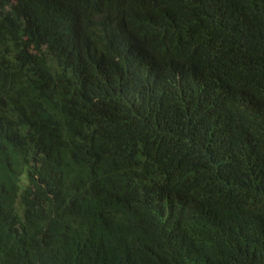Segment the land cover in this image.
Here are the masks:
<instances>
[{"label":"trees","instance_id":"16d2710c","mask_svg":"<svg viewBox=\"0 0 264 264\" xmlns=\"http://www.w3.org/2000/svg\"><path fill=\"white\" fill-rule=\"evenodd\" d=\"M0 8V264H264V0Z\"/></svg>","mask_w":264,"mask_h":264},{"label":"rangeland","instance_id":"374dc122","mask_svg":"<svg viewBox=\"0 0 264 264\" xmlns=\"http://www.w3.org/2000/svg\"><path fill=\"white\" fill-rule=\"evenodd\" d=\"M219 174L221 175V174H227V173H219ZM236 238H237V237L233 238L232 241H235ZM232 241H231V242H232Z\"/></svg>","mask_w":264,"mask_h":264},{"label":"bare ground","instance_id":"6f19581e","mask_svg":"<svg viewBox=\"0 0 264 264\" xmlns=\"http://www.w3.org/2000/svg\"><path fill=\"white\" fill-rule=\"evenodd\" d=\"M1 8H2V7H1ZM1 8H0V9H1ZM0 12H1V11H0Z\"/></svg>","mask_w":264,"mask_h":264}]
</instances>
